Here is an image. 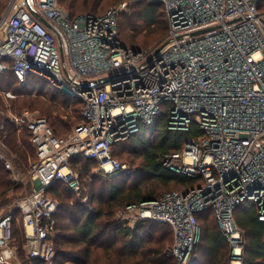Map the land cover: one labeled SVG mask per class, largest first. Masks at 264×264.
Segmentation results:
<instances>
[{
	"label": "built area",
	"instance_id": "2783aa9c",
	"mask_svg": "<svg viewBox=\"0 0 264 264\" xmlns=\"http://www.w3.org/2000/svg\"><path fill=\"white\" fill-rule=\"evenodd\" d=\"M137 1L72 17L59 0H8L0 15V73L10 69L20 85L42 78L82 103L81 122L63 136L39 111L10 113L31 134L36 186L0 212V264H23L13 242L16 210L27 258L52 264L60 202L48 188L61 181L81 192L71 165L77 156L95 160L105 178L133 173L113 155V144L163 113L169 129L199 130L166 153L164 165L202 181L129 203L119 221L169 224L174 239L167 253L175 264H190L200 236L197 213L211 210L231 244L229 264H243L246 238L236 209L249 204L264 223V0H151L164 4L169 27L160 43L143 49L124 44L117 32V13ZM0 161L13 170L1 149Z\"/></svg>",
	"mask_w": 264,
	"mask_h": 264
},
{
	"label": "trees",
	"instance_id": "16d2710c",
	"mask_svg": "<svg viewBox=\"0 0 264 264\" xmlns=\"http://www.w3.org/2000/svg\"><path fill=\"white\" fill-rule=\"evenodd\" d=\"M59 2L72 17L83 13L103 15L106 11L102 12L101 9L110 5L102 0ZM6 3L0 0V15ZM128 6L116 16L120 40L136 49L148 47L159 39L161 42L169 27L164 4L141 0ZM146 28L147 33L142 35ZM7 89L16 96L7 97L1 93V90ZM25 107L39 109L59 136H63V132H70L82 119L81 101L52 88L46 80L30 76L25 84L20 85L10 69L0 73V127L3 125L0 137L15 154L13 160L17 170L26 169L29 159L36 156L29 130L24 127L18 133L16 124L9 116L12 112L20 114ZM167 118L168 114L163 113L153 123H141L136 132L114 142L112 153L116 158V142H129L139 151L137 157L141 160L133 173L105 178L95 171V160L77 156L71 160V165L80 173L81 192L68 189L61 181L48 188L47 194L60 202L54 215L56 254L52 264H175V258L167 253L173 239L169 224L141 220L135 226H130L117 217L119 210L129 203L159 198L166 191L186 190L202 181L200 176L178 174L164 165L166 153L181 149L187 137L199 132L195 125L188 131L169 129ZM23 186V182L12 181L11 171L0 161V210L3 207L8 210L12 206L17 197L15 193H22L18 191ZM20 196L18 198L23 197ZM84 197L87 199L83 200ZM244 206L235 211L237 223L246 238L243 264H264V223L258 220L255 207ZM15 215L18 220L14 222L13 242L15 245L19 243V255L24 264H44L25 257L20 210H16ZM197 217L199 224L201 217L206 221L202 225L199 241L193 247L190 264H229L232 247L221 232L214 213L205 210L197 213Z\"/></svg>",
	"mask_w": 264,
	"mask_h": 264
},
{
	"label": "rangeland",
	"instance_id": "374dc122",
	"mask_svg": "<svg viewBox=\"0 0 264 264\" xmlns=\"http://www.w3.org/2000/svg\"><path fill=\"white\" fill-rule=\"evenodd\" d=\"M5 2H8V0H4ZM112 0H102L103 3H110ZM124 1H127V0H118L116 3H110V5H108L107 7L101 9L102 12H107L110 8H120L121 4L124 2ZM7 5V3H6ZM5 5V6H6ZM65 8V7H64ZM129 6H127L126 8H123V10L125 9H128ZM94 10V9H93ZM121 10V11H123ZM105 12V13H106ZM137 21V20H136ZM140 23H142V21H140ZM147 30L148 28H146L145 30L142 31V35L143 34H146L147 33ZM117 32H119V29H118V26H117ZM165 33V31H164ZM161 39H159L158 41L160 42ZM154 42L153 44H150L148 45V47H145V48H151L153 47L154 45H156L157 43L159 42ZM4 90H1V93H3ZM3 95H5L3 93ZM63 107V105H62ZM71 109V107L69 106V110ZM25 110H30V111H39L40 114H41V111L39 109H33L31 107H25L24 109H22V112L25 111ZM22 112L20 114H22ZM71 114H72V111L70 110L69 111ZM11 114H14V115H20L18 113H15V112H12ZM65 117V116H64ZM17 127V132H21L23 128L21 127ZM73 129V128H72ZM71 129V130H72ZM70 130V131H71ZM69 131L67 132H63L62 135H65L67 134ZM128 137V136H127ZM125 137V138H127ZM125 138H121V140L125 139ZM120 140V139H118ZM136 141V139H134ZM117 141V140H116ZM0 149L3 150L7 157L9 158V160L11 161L12 163V166H13V170H9L11 171V179L12 181H14L15 177L20 178L22 180V182L24 183V186L21 190H19L18 192H22V193H15V195H17V197H15V199H18V195H21V196H24L26 194H29L31 193L34 188H35V181L33 180V176H32V170H31V165L33 164V162L36 160V156H33L29 159V164L27 165L26 169H16L15 167V163H14V160L13 158L15 157V154L11 151V149H9L8 145L6 144V142L0 137ZM137 148L134 147L133 145H131L129 142H126V141H123L122 143H115V146H114V151L116 152L118 158L123 161L124 163L128 164L131 168H135V167H138L139 163H140V160L141 158L137 157L139 156L140 154L138 150H136ZM119 151V152H118ZM95 171L98 172L97 168H95ZM100 172V171H99ZM16 182V181H15ZM99 182H96V184H98ZM20 196V197H21ZM249 204H245V208L248 207ZM210 221H212V218H209ZM206 220L201 217L200 219V231L202 230V225L203 223L205 222ZM217 223V222H216ZM173 236V239H174V235ZM173 239H172V242H173ZM199 241V239H198ZM197 241V242H198ZM172 244V243H171ZM17 246H18V249L20 248L19 246V243H17Z\"/></svg>",
	"mask_w": 264,
	"mask_h": 264
},
{
	"label": "water",
	"instance_id": "95a60500",
	"mask_svg": "<svg viewBox=\"0 0 264 264\" xmlns=\"http://www.w3.org/2000/svg\"><path fill=\"white\" fill-rule=\"evenodd\" d=\"M40 20H41L43 23H45V24L48 25L47 21H46L43 17H40ZM112 79H114V75H111V76H109V77H105V78H103L102 80H103L104 82H107V81H110V80H112Z\"/></svg>",
	"mask_w": 264,
	"mask_h": 264
},
{
	"label": "crops",
	"instance_id": "0c3cea01",
	"mask_svg": "<svg viewBox=\"0 0 264 264\" xmlns=\"http://www.w3.org/2000/svg\"><path fill=\"white\" fill-rule=\"evenodd\" d=\"M16 180L14 179V182H15ZM17 183H20V182H22V180L20 179V178H18V181H16ZM8 209V208H7ZM1 211H6L5 210V208L3 207V208H1V210H0V212ZM25 257L27 258V256H26V253H25ZM20 259L23 261V264H24V260L20 257Z\"/></svg>",
	"mask_w": 264,
	"mask_h": 264
}]
</instances>
